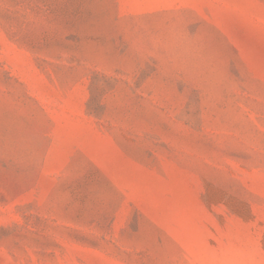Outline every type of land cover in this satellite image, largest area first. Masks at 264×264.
Listing matches in <instances>:
<instances>
[{
    "label": "rangeland",
    "instance_id": "1",
    "mask_svg": "<svg viewBox=\"0 0 264 264\" xmlns=\"http://www.w3.org/2000/svg\"><path fill=\"white\" fill-rule=\"evenodd\" d=\"M0 264H264V0H0Z\"/></svg>",
    "mask_w": 264,
    "mask_h": 264
}]
</instances>
